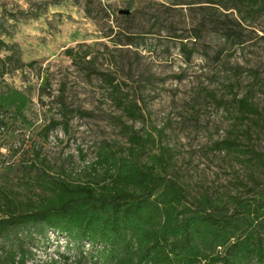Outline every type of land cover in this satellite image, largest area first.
Here are the masks:
<instances>
[{"label":"rangeland","instance_id":"1","mask_svg":"<svg viewBox=\"0 0 264 264\" xmlns=\"http://www.w3.org/2000/svg\"><path fill=\"white\" fill-rule=\"evenodd\" d=\"M208 2L231 3L0 0V40L6 45L0 48V119L6 125L0 127V185L21 191L24 177L34 180L41 171L57 176L65 170L85 180L101 145L127 156L135 135L148 141L141 161L164 154L167 176L180 182L189 202L251 194L242 185L264 192V166L249 161L250 152L264 155V14H242L247 43L227 48L219 62V36L205 31L196 43L189 40L197 52L187 64L167 26L174 23L178 35L189 37L201 19L197 7L213 5ZM156 8L165 12L160 35L131 47H115L106 38L121 12L150 16ZM71 49L74 58L66 54ZM100 73L120 87L125 106H137L135 115L118 105L119 96ZM240 100H247L249 111H241ZM66 120L45 133L53 121ZM19 237L30 253L27 264H90L87 247L40 227ZM9 247L1 238L0 252Z\"/></svg>","mask_w":264,"mask_h":264},{"label":"trees","instance_id":"2","mask_svg":"<svg viewBox=\"0 0 264 264\" xmlns=\"http://www.w3.org/2000/svg\"><path fill=\"white\" fill-rule=\"evenodd\" d=\"M230 1L228 5L208 2L213 5L197 7L201 19L189 37L178 35L174 23L167 26L187 64L197 52L196 44L190 47L189 40L196 43L205 31L224 41L214 54L217 62L229 55V48L235 50L247 43L242 14L263 15L264 0ZM133 4L128 8L133 9ZM214 5L226 12L236 11L240 18L219 12ZM162 11L156 8L150 16L127 11L106 38L115 47H131L147 35H160L165 25ZM2 47L6 45L0 40ZM66 54L74 58V50ZM99 75L119 96L118 105L135 115L137 106H125L121 89L111 76ZM239 107L241 111L250 109L247 100H240ZM62 124H68L67 120L53 121L45 133ZM5 126L0 119V127ZM130 141L127 156L108 144L101 145L85 180L65 170L57 176L41 171L34 180L24 177L21 191L0 185V239L10 242L9 250L1 248L0 264H27L30 253L19 233L35 227L87 247L90 264H251L254 259L264 264V192L242 185L251 194L239 191L189 202L180 182L167 176L164 154H150L142 162L143 142L148 141L135 135ZM250 154L249 161L264 166L263 154ZM47 264L59 262L53 259Z\"/></svg>","mask_w":264,"mask_h":264},{"label":"water","instance_id":"3","mask_svg":"<svg viewBox=\"0 0 264 264\" xmlns=\"http://www.w3.org/2000/svg\"><path fill=\"white\" fill-rule=\"evenodd\" d=\"M128 13H129V12H124V13H123V12H121V14H128Z\"/></svg>","mask_w":264,"mask_h":264}]
</instances>
